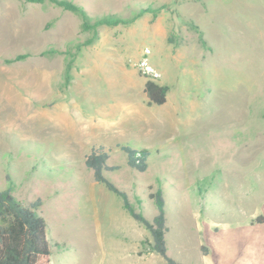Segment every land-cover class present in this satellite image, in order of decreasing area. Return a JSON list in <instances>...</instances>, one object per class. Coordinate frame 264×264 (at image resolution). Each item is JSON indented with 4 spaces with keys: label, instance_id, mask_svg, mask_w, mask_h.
I'll use <instances>...</instances> for the list:
<instances>
[{
    "label": "rangeland",
    "instance_id": "1",
    "mask_svg": "<svg viewBox=\"0 0 264 264\" xmlns=\"http://www.w3.org/2000/svg\"><path fill=\"white\" fill-rule=\"evenodd\" d=\"M70 1L132 21L83 32L50 3L0 0V191L41 200L49 264H166L86 168L98 146L149 221L161 190L169 258L264 264V0ZM123 144L150 152L145 172Z\"/></svg>",
    "mask_w": 264,
    "mask_h": 264
},
{
    "label": "trees",
    "instance_id": "2",
    "mask_svg": "<svg viewBox=\"0 0 264 264\" xmlns=\"http://www.w3.org/2000/svg\"><path fill=\"white\" fill-rule=\"evenodd\" d=\"M21 1L34 4L47 2L61 8L63 11L77 14L81 20L80 29L83 32L93 31L96 33L100 27L126 25L132 21L113 16L91 20L84 8L70 0ZM201 42L205 44L203 39H201ZM26 56L18 55L8 60V63L16 62ZM143 91L149 105L160 106L166 101L167 87L165 86H160L148 80L145 82ZM118 147L125 154L126 164L129 168L139 173L147 170L150 155L148 150L135 149L129 144L119 145ZM108 153L109 150L98 146L92 147L85 156L84 164L87 169L92 171L94 181L116 195L121 200L122 208L129 216L146 229L150 237V241L145 240L142 242V245L147 246L146 253H156L165 260L166 264H180L167 256L165 203L161 190L157 189L151 195L157 214L149 221L140 211L135 209L129 201L127 193L116 187L103 175L105 171L116 170V167H111L107 164ZM40 205L41 200L36 199L34 202L28 204V206H24L11 194L10 187L0 191V264H49L51 244L47 238V224L37 213Z\"/></svg>",
    "mask_w": 264,
    "mask_h": 264
}]
</instances>
